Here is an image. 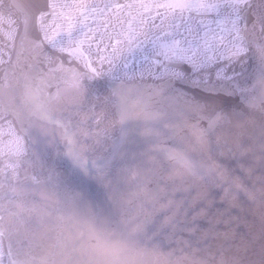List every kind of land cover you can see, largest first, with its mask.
<instances>
[{
  "label": "snow or ice",
  "instance_id": "1",
  "mask_svg": "<svg viewBox=\"0 0 264 264\" xmlns=\"http://www.w3.org/2000/svg\"><path fill=\"white\" fill-rule=\"evenodd\" d=\"M2 5L0 264H29L24 242L4 243L2 205L23 222L41 184H70L109 219V193H126L144 214L135 227L200 264H264V216L257 227L249 214L264 205V0H17L8 14ZM178 130L215 153L236 191L177 184L165 161L191 167ZM32 158L51 169L21 184Z\"/></svg>",
  "mask_w": 264,
  "mask_h": 264
},
{
  "label": "water",
  "instance_id": "2",
  "mask_svg": "<svg viewBox=\"0 0 264 264\" xmlns=\"http://www.w3.org/2000/svg\"><path fill=\"white\" fill-rule=\"evenodd\" d=\"M16 4L17 0H3L2 11L15 13ZM174 143L191 162L188 167L182 162L165 161L178 185L203 190L207 181L213 186L223 184L237 190L239 181L217 168V157L205 144L179 130ZM84 162L82 158L81 167ZM50 169V164L45 165L39 159L26 160L20 169L19 182L30 184L33 175ZM245 182L250 187L255 185L254 179L245 177ZM7 191V187L0 189V192ZM29 196L34 200H28V207L35 211H23V222L7 215L8 208L18 212L22 211L20 208L7 201L2 205L4 243L7 245L10 238L15 250L19 242H24L21 259L29 264H200L199 253L182 249L168 240L154 242L143 229L135 227L136 218L143 219L144 214L137 206L127 203L126 193H109L113 219L97 217L89 204L80 201L79 193L70 184H62L58 189L41 184ZM117 199L123 207L115 203ZM249 214L258 227L264 216V205L258 202L250 205Z\"/></svg>",
  "mask_w": 264,
  "mask_h": 264
}]
</instances>
